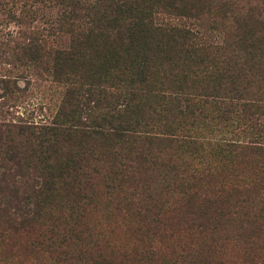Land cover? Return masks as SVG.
<instances>
[{"label":"trees","instance_id":"1","mask_svg":"<svg viewBox=\"0 0 264 264\" xmlns=\"http://www.w3.org/2000/svg\"><path fill=\"white\" fill-rule=\"evenodd\" d=\"M44 1L45 26L0 41L56 96L44 120L0 124L30 186L11 197L31 203L0 209L1 234L53 264H264V0ZM108 204L125 246L86 221ZM231 239L235 259L214 244Z\"/></svg>","mask_w":264,"mask_h":264},{"label":"rangeland","instance_id":"2","mask_svg":"<svg viewBox=\"0 0 264 264\" xmlns=\"http://www.w3.org/2000/svg\"><path fill=\"white\" fill-rule=\"evenodd\" d=\"M2 6L0 8V41H3L8 37V34L15 35L17 31L29 30L30 32L36 31L38 26H45L43 21L47 18L46 13L52 14L53 10L45 8L47 2L35 3L33 0H1ZM38 10L37 13L44 14L40 16L41 20H34L30 22L31 19L27 20L26 24L22 25L17 22V15L21 14V17L25 12L22 10ZM21 11V12H20ZM39 19V16L37 15ZM28 31V32H29ZM64 39L57 43H66L67 38L63 36ZM13 43L10 44V46ZM21 67L14 59V55L11 53H1L0 52V124H13L15 122H32L44 120L49 114L50 103L47 99L54 101L56 96L53 91V85L49 84L43 79H37L36 83L34 78L27 74V72L21 71ZM51 88L49 89V87ZM45 106L47 107L45 109ZM12 129V127H10ZM4 146L0 144V209L7 207L14 209L17 206L30 207L31 203L29 200H22L18 202V199L12 198L13 190L16 185L21 186V190L29 192L30 186L23 183L22 181H27V177H22L18 175L20 173L19 169L14 168L12 162L7 161L12 153L8 151L4 153ZM3 159L7 161V166L3 165ZM19 180V183L16 181ZM31 185V181H29ZM23 195V194H22ZM109 207L104 208L98 212L94 210L89 211L86 214L87 223L95 225L97 232L102 233L106 240L111 243L114 242L115 246H125L127 245L128 239L126 235V225L128 223L125 217L120 216L119 213L115 214L111 209L112 204H108ZM105 207L106 204L101 205ZM115 216H111V214ZM155 213V210L151 211V214ZM177 220V219H176ZM170 220L166 224V230L173 237H182L183 240L180 242L184 243L186 246H196L203 241L211 243L204 238L196 239L197 236L187 237L182 236L183 230L187 228V225L183 221ZM5 237V238H4ZM17 237L13 233L3 236L0 229V264H53V256L49 254L31 253L28 249L23 250L18 247ZM177 240V238H176ZM176 240L174 243H176ZM168 240L166 239L165 242ZM171 243V240L169 241ZM214 244L222 246L226 252H231L232 259H235L239 253H237V247L239 242L235 240L217 241ZM160 246V245H159ZM163 245L160 247L162 248ZM193 249V248H192ZM234 254V255H232ZM157 262L167 261L168 256L165 254H160L158 256Z\"/></svg>","mask_w":264,"mask_h":264}]
</instances>
